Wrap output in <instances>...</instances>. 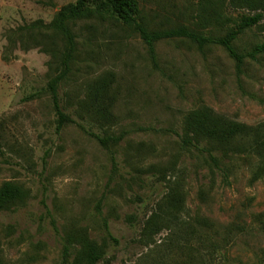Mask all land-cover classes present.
<instances>
[{
  "label": "rangeland",
  "instance_id": "1",
  "mask_svg": "<svg viewBox=\"0 0 264 264\" xmlns=\"http://www.w3.org/2000/svg\"><path fill=\"white\" fill-rule=\"evenodd\" d=\"M77 1L0 0V188L12 183L28 194L0 211V264L183 262L169 242L184 243L175 232L186 228L213 264H264L259 161L218 154L219 169L207 153L181 145L186 116L201 108L264 124V56L247 59L239 73L223 48L173 39L156 44L153 59L138 34L93 13L69 24L76 52L58 91L73 123L57 132L48 84L61 71L65 39L50 26ZM135 1L150 33L185 28L220 39L261 14L233 45L246 54L264 42V0ZM103 79L115 98L104 127L82 108L89 86ZM96 136L123 139L104 148ZM150 219L155 233L143 238ZM84 238L103 249L102 260L84 261Z\"/></svg>",
  "mask_w": 264,
  "mask_h": 264
},
{
  "label": "trees",
  "instance_id": "2",
  "mask_svg": "<svg viewBox=\"0 0 264 264\" xmlns=\"http://www.w3.org/2000/svg\"><path fill=\"white\" fill-rule=\"evenodd\" d=\"M99 15L108 14L114 17L117 21L129 28L147 45L150 55L155 58L156 44L173 39H188L202 49L207 46H219L223 48L227 54L234 59L237 64V70L240 73L247 59L255 60L260 56H264V42L257 45L252 51L246 54H240L234 47V41L243 34L246 30L259 25L263 20V15L257 14L253 17H243L240 24L226 36L225 38L213 39L195 35L185 28H179L163 32L150 33L140 23L139 9L135 0H78L75 4L64 7L55 17L50 28L61 34L65 39L64 56L61 63V71L48 84V91L51 94L54 110L57 115V132H60L67 124L73 123L71 117L65 113L62 108L59 87L68 78L71 72V64L74 60L76 52L75 37L70 29L69 24L84 18H88L91 14ZM31 29H35L36 25H32ZM115 98L111 94V84L107 79L99 80L95 84L89 86L85 99L82 102V108L86 110L93 118L95 123L104 125L110 124L114 120L112 108ZM83 129V128H82ZM101 146L108 148L110 143H118L123 139V136L115 138L108 136L106 138L95 137ZM181 145L185 149H196L202 153H207L215 167L221 168L222 158L232 160L237 155H247L256 158L259 161V166L254 174L255 179L264 177V124L258 126H247L244 124L229 121L228 119L216 115L208 108H201L191 111L185 118ZM208 146L207 150H202V146ZM221 154V157H218ZM28 194L21 187L5 183L0 188V211H9L15 205L26 201ZM148 228H144L143 238H148L150 234H154L155 223L150 219L147 223ZM162 228H157L160 232ZM172 230V228H164ZM211 229V228H210ZM184 232V235L181 234ZM191 229H179L175 232V236L183 237L182 244L173 245L174 241L169 242L172 253L181 254L186 260L169 262L164 256L156 258L153 264H213L212 259L203 250L198 251L193 249L190 238H192ZM208 234L202 238V244L207 240ZM106 236L108 240L119 246V242L110 233L107 226ZM82 255L84 261L95 263L103 259L105 252L102 248L89 241L87 238L82 240ZM229 264V263H225Z\"/></svg>",
  "mask_w": 264,
  "mask_h": 264
}]
</instances>
